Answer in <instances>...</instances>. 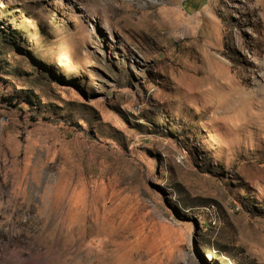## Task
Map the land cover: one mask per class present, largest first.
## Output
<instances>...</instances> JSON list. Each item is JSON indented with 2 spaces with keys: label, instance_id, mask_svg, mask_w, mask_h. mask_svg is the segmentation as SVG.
I'll list each match as a JSON object with an SVG mask.
<instances>
[{
  "label": "rangeland",
  "instance_id": "obj_1",
  "mask_svg": "<svg viewBox=\"0 0 264 264\" xmlns=\"http://www.w3.org/2000/svg\"><path fill=\"white\" fill-rule=\"evenodd\" d=\"M18 261L264 264V0H0Z\"/></svg>",
  "mask_w": 264,
  "mask_h": 264
},
{
  "label": "trees",
  "instance_id": "obj_2",
  "mask_svg": "<svg viewBox=\"0 0 264 264\" xmlns=\"http://www.w3.org/2000/svg\"><path fill=\"white\" fill-rule=\"evenodd\" d=\"M31 97L30 96H25V97H23L22 99H23V101L25 102V103H29V99H30ZM2 100H3V102H5V103H10V104H12V102H11V100L9 99V98H6V97H2Z\"/></svg>",
  "mask_w": 264,
  "mask_h": 264
},
{
  "label": "bare ground",
  "instance_id": "obj_3",
  "mask_svg": "<svg viewBox=\"0 0 264 264\" xmlns=\"http://www.w3.org/2000/svg\"><path fill=\"white\" fill-rule=\"evenodd\" d=\"M15 264H25V263H23V262H19V261H18V262H16Z\"/></svg>",
  "mask_w": 264,
  "mask_h": 264
}]
</instances>
